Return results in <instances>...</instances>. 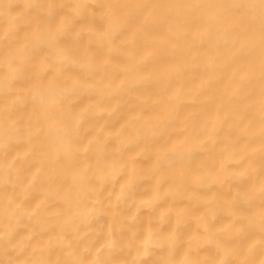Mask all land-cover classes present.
Listing matches in <instances>:
<instances>
[{"label": "bare ground", "instance_id": "6f19581e", "mask_svg": "<svg viewBox=\"0 0 264 264\" xmlns=\"http://www.w3.org/2000/svg\"><path fill=\"white\" fill-rule=\"evenodd\" d=\"M0 264H264V0H0Z\"/></svg>", "mask_w": 264, "mask_h": 264}]
</instances>
